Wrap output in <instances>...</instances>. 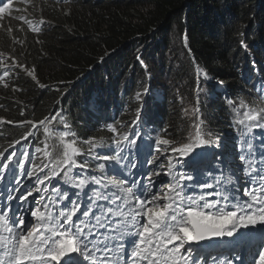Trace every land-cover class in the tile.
Instances as JSON below:
<instances>
[{
  "label": "trees",
  "instance_id": "1",
  "mask_svg": "<svg viewBox=\"0 0 264 264\" xmlns=\"http://www.w3.org/2000/svg\"><path fill=\"white\" fill-rule=\"evenodd\" d=\"M11 4L2 13L0 29V151L5 155L14 151L20 156L27 151L37 164L51 163L62 155L58 137L63 130L74 133L66 139L75 138L77 146L85 151L88 145L84 141L95 137L98 146L93 151L101 156L113 155L114 151L100 147L103 144L115 148L112 143L115 134L107 129L112 124L118 132L140 133L139 151L133 149L131 156L127 151L122 153L126 159L119 165L124 168L135 162L136 167L130 174L125 169L120 175L108 170L112 166L109 162L86 155L78 158L87 159L90 165L85 173L104 175L105 179H126L129 183L135 180L144 185L148 181L143 180L154 171L158 173L151 176L157 183L154 193L162 195L165 191L162 184L174 180L171 176L165 183L162 178L160 171L165 167V157L159 155L155 140L164 137L183 142L197 120L192 110L198 107L208 138L220 144L219 159L212 167L203 165L199 177L192 169L177 164L174 173L193 176L192 181L183 183L194 184L199 179L213 185L197 187V195L217 192L220 188L212 179L216 176L221 178L220 185L239 189L241 173L249 177L244 171L246 163L238 158L243 154L241 146L249 139L257 161L253 167L261 166L256 154L260 155L264 131L256 132L253 128L247 132L246 125L239 123L245 109H234L241 99L249 107L264 108V0H11ZM182 53L185 63L181 60L175 72V87L168 90L154 79V67H158V74L173 72L170 67L165 71L166 64L172 56L179 57ZM6 68L9 74L4 76ZM180 79L187 81L181 83ZM151 81L153 94L138 107L142 109L141 122L133 124L136 109L129 104L141 101L142 97L136 98L137 93L143 96L147 89L144 85ZM200 82L204 92L198 95L194 88ZM187 105L190 109H184ZM58 112L67 129L58 119L47 125L48 134L38 126L27 141L21 139L30 126L17 127L18 122L40 121ZM242 132L246 133L244 137ZM16 140L20 143L15 144ZM37 148L41 151L37 152ZM154 156L158 157L156 163H149ZM101 162L107 165L103 172L98 168ZM31 167L26 162V168ZM77 171L73 169L72 175ZM38 174L42 177L44 173ZM7 175L8 179L0 181V186L13 188L9 182L13 178L10 173ZM228 177H232L231 184L227 183ZM15 179L20 181L17 191L26 193L32 184L39 186L35 176L17 175ZM57 182L59 186L53 187ZM51 189L53 201L59 189L70 195L77 191L65 182L63 174L53 179ZM185 194L191 195V189ZM33 198L39 196L33 193ZM48 202L47 198L45 203Z\"/></svg>",
  "mask_w": 264,
  "mask_h": 264
},
{
  "label": "snow or ice",
  "instance_id": "2",
  "mask_svg": "<svg viewBox=\"0 0 264 264\" xmlns=\"http://www.w3.org/2000/svg\"><path fill=\"white\" fill-rule=\"evenodd\" d=\"M0 3H3L0 13L7 12L12 6L11 0L8 3L0 0ZM241 44L243 45V41ZM100 59L103 61V57ZM196 71L199 73L201 70L197 67ZM8 74L6 68L4 76ZM29 75L33 73L29 72ZM219 83L223 84V81ZM144 91L146 93L148 89ZM140 97L141 94L137 93L136 98L139 100ZM198 101L197 96V103ZM228 103L233 104V101L229 100ZM241 109L245 110L239 123L246 125L247 132L250 133L253 128L264 129V123H261L264 121V108L249 107L241 99L239 107L234 111ZM141 111V108L136 109L133 124L141 122ZM23 114L22 111L20 115ZM192 114L197 116V120L192 124L187 142L178 143L164 137H157L155 140L157 151H170L177 157L175 163L172 162L173 156L168 157V174L173 176L174 182L164 186L162 195L159 192L153 193L151 187L138 184L135 180L129 183L126 179H105L104 175L85 173L90 165L87 159L78 158L86 155L97 161L109 162L112 166L108 170L120 175L124 174L125 169L130 174L131 168L136 167L135 162L124 168L119 165L126 159L122 153L127 151L131 156L133 149L139 151L137 139L140 138V133L118 132L117 127L112 124H108L107 129L115 134L112 140L115 148L103 144L100 147L114 151L113 155L101 156L94 152L93 149L98 146L95 137L84 141L88 145L85 151L77 146L75 138L66 139L75 135L69 130L59 133L58 139L62 145L60 158L51 163H43L42 166L31 160L27 151L20 156L14 151L8 155L0 151V181L7 180V174L10 173L13 179L9 182L13 183V191H17L20 181L15 177L27 175L30 178L35 176V183L40 186L26 189V195L18 197L22 202L26 203L29 197H33V193L39 195L46 191L44 186L51 185L53 179L61 174L66 183L77 189L71 195L59 189L56 192L57 199L53 201L49 196L48 203H45L44 195L33 199V207L25 209L33 218L27 224L24 215H16L10 203L0 206V264H200L201 258L205 256L211 259L212 264H234V261L244 264L238 253L245 246H248V254L253 257L250 264H264V243L259 245V251L252 252L251 237L241 232V229L249 226L264 225V167H253L257 163L253 154L254 145L251 139L245 140L241 146L243 154L238 157L247 165L244 171L249 174L251 184L243 189V199L239 196L238 188L220 185L221 178L216 176L212 179L217 182L220 190L197 195V187L212 188L213 185L202 183L199 179L194 184L183 183L192 181L193 176L184 172L174 173L173 170L180 164L196 172L197 177L201 176L203 165L212 167V162L219 159L211 149L220 148V144L208 138L209 134L203 129V120L198 116V107L192 110ZM58 119L64 129H67L59 112L40 121H20L16 126H30L29 131L21 137L27 141L28 137L35 134L38 126L43 127L44 134H48L50 129L47 125ZM7 123L13 124L12 121ZM245 135V132L241 133V137ZM14 143L19 144L20 140ZM260 148L259 163L264 165V142H261ZM36 151L41 149L37 148ZM45 154L48 155L47 152ZM157 159L154 156L148 162L155 164ZM26 162L31 163V170L26 168ZM104 162L98 164L102 172L107 166ZM17 169L23 172L20 173ZM45 169L49 171L45 172ZM73 169L78 170L75 175H72ZM40 172L44 173L42 177L38 174ZM154 175L158 173L153 171L149 175L150 184L151 176ZM227 183H232V177H228ZM189 189L192 194L186 195ZM210 195L218 196L219 199L209 200L207 196ZM72 196L76 198L72 199ZM5 199L13 201L17 197L6 192ZM57 204L61 206L53 211ZM224 237L232 239L223 250L217 249L218 255L225 257L223 260L218 261L202 247H192V242ZM229 253L232 254L231 258L228 257ZM204 264H207V260Z\"/></svg>",
  "mask_w": 264,
  "mask_h": 264
},
{
  "label": "rangeland",
  "instance_id": "3",
  "mask_svg": "<svg viewBox=\"0 0 264 264\" xmlns=\"http://www.w3.org/2000/svg\"><path fill=\"white\" fill-rule=\"evenodd\" d=\"M2 19H3V17H2V13H0V29H1V27H2ZM178 51H180V49L178 50ZM176 52V51H175ZM173 53L174 52H172L171 54L173 55ZM185 54L184 53H182L181 55H179V57H175V56H172L171 57V59H170V61L166 64V68H165V71H167L168 70V68L170 67L172 70H173V72H170V73H167V72H162V73H159L158 74V72H159V69H158V67L157 66H155L154 67V70H155V72L156 73H154V74H152V75H155V80H158L159 82H162V87H167L168 88V90H171V89H174V87H175V85L173 86V82L175 81V79H176V71L177 70H179V67L181 66V63H182V61L181 60H183V62H184V56ZM185 63V62H184ZM187 80H185V79H180V82L181 83H185ZM144 86H146V88L147 89H149V94H147V92L145 93V91L143 92V96H141L142 97V99H141V101L140 102H131L130 104H129V106H131L133 109H137L140 105H142L144 102H147L148 100H150V98H151V95L153 94V90L151 89V86H153V81H151L150 82V84L148 85V83H146ZM159 86H161V83L159 84ZM197 89H199V91H197ZM151 90V91H150ZM204 92V87H203V83L202 82H200L198 85L197 84H195V88H194V93H196V94H198V95H200V94H202ZM178 96H180V94H179V92H177V97ZM136 101H137V99H135ZM178 101H179V99H178ZM184 105H186V103L184 104ZM186 107L188 108V109H190V107L187 105V106H184V109H186ZM261 123H264V121H261ZM256 129V132H262V131H264V129H261V128H255ZM188 137V136H187ZM29 138V137H28ZM183 142H187V138L183 141ZM221 142V141H220ZM197 151H200V149H197ZM211 151H215L216 153H217V155L219 154V151H218V149H211ZM150 155H151V153H150ZM149 155V156H150ZM159 155H163L164 157H165V164H164V168H162V170L160 171V173L162 174V178L164 179V182L165 183H167V182H169L170 181V178H171V175H169L168 174V172H167V164L169 163V160H168V157L169 156H173V161L174 160H176L177 159V157H175V155L173 154V153H171L170 151L169 152H164V153H161V152H159ZM181 159H183V158H181ZM172 161V162H173ZM212 164H217V163H214V161L212 162ZM186 169H189L188 167H186ZM18 170V169H17ZM175 170V169H174ZM173 170V171H174ZM164 171L165 172H167V173H164ZM245 176L243 175V174H241L240 175V180H241V182H244L246 179L244 178ZM34 184H32L31 186H29V188H32V186H33ZM163 186H161V189L162 188H164V184H162ZM145 186H148V185H145ZM39 187V186H38ZM151 187V186H150ZM30 221H33V218L29 215V214H27V216H25V223L27 224L28 222H30ZM0 234H2V233H0ZM6 235V234H5ZM232 238H228V237H224V238H222V240L221 241H223V242H225V243H227L228 241H230ZM264 240V239H263ZM192 244H193V242H192ZM254 252V251H253ZM238 255H239V257H240V260H243L244 261V255H243V253L241 252V250H240V252L238 253ZM240 262V261H239Z\"/></svg>",
  "mask_w": 264,
  "mask_h": 264
},
{
  "label": "water",
  "instance_id": "4",
  "mask_svg": "<svg viewBox=\"0 0 264 264\" xmlns=\"http://www.w3.org/2000/svg\"><path fill=\"white\" fill-rule=\"evenodd\" d=\"M219 240V238H212L211 241H207V243H214L217 242Z\"/></svg>",
  "mask_w": 264,
  "mask_h": 264
},
{
  "label": "bare ground",
  "instance_id": "5",
  "mask_svg": "<svg viewBox=\"0 0 264 264\" xmlns=\"http://www.w3.org/2000/svg\"><path fill=\"white\" fill-rule=\"evenodd\" d=\"M158 133H159V132H158ZM158 133H157V134H158ZM136 153H137V152H136ZM135 156H136V155H135ZM149 184H150V183H149ZM150 186H151V185H150ZM195 192H196V191H195ZM199 192H200V191H199ZM200 194H202V193L200 192L198 195H200ZM263 239H264V238H263ZM261 243H264V240L261 241ZM261 243H260V244H261Z\"/></svg>",
  "mask_w": 264,
  "mask_h": 264
}]
</instances>
